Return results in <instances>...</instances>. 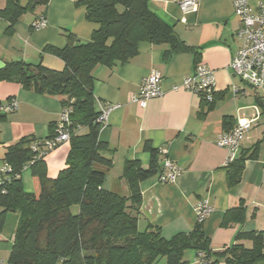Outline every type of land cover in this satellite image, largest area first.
<instances>
[{"label":"crops","instance_id":"obj_1","mask_svg":"<svg viewBox=\"0 0 264 264\" xmlns=\"http://www.w3.org/2000/svg\"><path fill=\"white\" fill-rule=\"evenodd\" d=\"M43 1L18 0L22 7L35 5L13 24L0 18V61L5 65L23 61L62 70L63 61L43 52L44 47L63 48L68 33L78 42L89 41L96 26L85 20L84 7L76 5L81 0H45L44 4ZM257 1L249 0L252 7ZM6 3L7 0H0V12ZM149 9L170 25L186 46L195 49L197 57L191 52H181L167 58L166 45L142 42L128 62L110 68L98 65L93 69L95 99L105 105H118L99 133V140L107 143L109 149L103 156L113 162L106 172L104 188L126 196L127 185L121 179L124 162L137 160L147 169L150 153L144 147L148 145L158 152L165 150L167 159L181 173L175 182L161 183L163 158L158 156L157 172L139 183L142 202L138 228L144 230L148 224L158 227L166 240L186 234L197 224L196 205L207 202L212 212L204 221L203 230L211 240V250L221 252L235 243L240 232H264V111L259 93L229 68L233 54L241 45L236 36L239 21L233 13L232 0H199L196 12L184 16L173 0H150ZM41 17L46 20V27L33 30L31 25ZM196 64L214 72L216 96L211 111H205L198 96L180 88ZM151 70L161 75L162 96L149 100L141 108L133 98ZM9 99H16L17 109L0 119V168L6 148L20 139L49 138L63 109L61 96L41 95L15 82L1 81L0 103ZM254 118L236 158L260 143L257 158L247 160L239 183L229 186L228 170L224 166L228 153L217 146L218 137L224 132L223 122L226 119L235 127ZM68 152L69 143H63L44 156L48 179L56 178L66 167ZM116 170L120 171L119 175L113 176ZM21 182L25 193L33 192L29 167L23 169ZM240 201L245 208L244 222L223 226L225 213L238 207ZM18 216L16 212H8L0 228V260L5 264ZM240 243L245 248L251 246L249 241ZM184 260L187 264H200L195 252L186 251Z\"/></svg>","mask_w":264,"mask_h":264},{"label":"trees","instance_id":"obj_2","mask_svg":"<svg viewBox=\"0 0 264 264\" xmlns=\"http://www.w3.org/2000/svg\"><path fill=\"white\" fill-rule=\"evenodd\" d=\"M149 2L78 1L76 5L85 9V20L96 28L86 43L68 33L63 48L44 47L43 52L63 61L62 70L23 61L10 62L0 70V82H15L37 94L63 97L62 107L70 109L72 123L66 167L54 179L47 178L43 157L31 149L40 140L25 137L6 148L3 160L10 171L1 175L0 228L8 212L19 215L7 264H187L186 251L202 254L204 264L264 263V232H240L233 245L214 252L203 223L168 240L161 236L160 228L150 224L139 230V183L159 168V152L148 145L144 147L150 153L147 169L137 160L124 162L121 179L127 185L126 196L104 188L106 172L113 162L103 156L108 144L99 140L102 126L97 122L93 69L128 62L142 42L166 45L167 58L181 52L197 57L196 50L186 46L173 28L149 9ZM34 5L22 7L18 0H7L0 18L13 24ZM215 96L211 102L201 99L205 111L212 110ZM55 127L47 139L54 136ZM223 128L228 132L233 127L225 119ZM259 144L241 152L226 166L229 186L239 183L245 162L257 158ZM25 167L30 169L32 193H25L22 187ZM244 220L245 208L240 201L238 207L225 213L222 225L242 224ZM241 241L251 242L250 248Z\"/></svg>","mask_w":264,"mask_h":264},{"label":"built area","instance_id":"obj_3","mask_svg":"<svg viewBox=\"0 0 264 264\" xmlns=\"http://www.w3.org/2000/svg\"><path fill=\"white\" fill-rule=\"evenodd\" d=\"M173 1L178 5L184 16L196 12L199 0ZM232 8L240 25L236 36L241 41V45L233 54L229 68L243 83L248 84L259 93L264 111V0H258L254 7L250 5L249 0H232ZM181 22H185L184 17L181 19ZM46 24V20L41 17L31 26L33 30L38 31L45 28ZM160 82V73L156 70H151L141 83L138 94L133 98V101L138 103L141 108H144L149 100L161 97ZM177 88L175 87L174 89L176 90ZM180 88L198 96L200 99L211 102L215 94L214 72L203 64H196L192 74L183 79ZM96 102L99 111L97 122L103 128L107 125L109 114L117 109L118 105H105L98 101ZM16 109V99H9L6 103H0V116L12 113ZM255 120L256 118L241 121L230 131L223 132L218 137L217 146L224 148L228 153L225 167L236 159L241 141L244 139L246 132L252 128ZM71 125L70 109L63 108L60 119L54 129V136L51 139L34 142L31 146L32 151L37 152L39 157L44 158L48 152L54 150L59 145L68 143ZM159 155L163 158L162 173L159 178L160 182H175L181 173L180 168L167 159L165 150H160ZM9 171V165L4 163L2 168H0V185L2 184L1 175ZM211 212L212 207L207 202H200L196 205L195 214L197 223H204ZM198 258L200 264H204L201 261L202 254H198ZM0 264L5 263L0 260Z\"/></svg>","mask_w":264,"mask_h":264},{"label":"rangeland","instance_id":"obj_4","mask_svg":"<svg viewBox=\"0 0 264 264\" xmlns=\"http://www.w3.org/2000/svg\"><path fill=\"white\" fill-rule=\"evenodd\" d=\"M97 168H98V167H97ZM119 172H120V171H117V170L114 171V172H113V176H118V175H119ZM72 211H73V212H76V209L74 208ZM139 230L141 231V229H139ZM248 247H249V246H248ZM190 252H193V251H190Z\"/></svg>","mask_w":264,"mask_h":264},{"label":"water","instance_id":"obj_5","mask_svg":"<svg viewBox=\"0 0 264 264\" xmlns=\"http://www.w3.org/2000/svg\"><path fill=\"white\" fill-rule=\"evenodd\" d=\"M4 67H5V64L0 61V70H2ZM31 71H34V69L31 68ZM35 73H37V72H35Z\"/></svg>","mask_w":264,"mask_h":264}]
</instances>
